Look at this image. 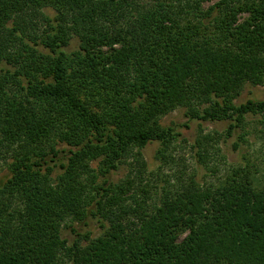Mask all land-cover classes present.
<instances>
[{
	"label": "trees",
	"instance_id": "obj_1",
	"mask_svg": "<svg viewBox=\"0 0 264 264\" xmlns=\"http://www.w3.org/2000/svg\"><path fill=\"white\" fill-rule=\"evenodd\" d=\"M245 82L264 85V0H0V264H264V173L173 170L160 189L141 153L174 164L177 107L227 134L264 114L234 103Z\"/></svg>",
	"mask_w": 264,
	"mask_h": 264
},
{
	"label": "rangeland",
	"instance_id": "obj_2",
	"mask_svg": "<svg viewBox=\"0 0 264 264\" xmlns=\"http://www.w3.org/2000/svg\"><path fill=\"white\" fill-rule=\"evenodd\" d=\"M212 2L203 4L204 8ZM50 14V11H47ZM78 38L73 36L66 52L78 49ZM248 99H264V85H253L245 82L240 94L233 99L235 104L245 102ZM232 120L209 121L188 119L186 108L177 107L160 118L163 126H173L175 128L174 139L168 145L167 153H172L174 164H164L159 160L157 149L158 142H150L141 149L143 160L145 161L144 179L157 180L160 189L166 184V178H173V170H177L179 179L192 174L195 179L202 183H217L228 171L237 166L247 167L255 177L259 178L264 173V114L248 113L245 115L243 124L236 127L230 134L226 133L228 124ZM207 137L203 139V137ZM200 141V145L196 143ZM236 144L237 146H234ZM200 150V151H199ZM199 152H202L198 154ZM9 159L0 161V175L8 173ZM135 160L133 157L126 158L118 168L110 175V181L117 183L128 177H135ZM90 167L97 170L98 161L90 162ZM61 172L56 166L53 168L52 177ZM84 180H86L84 176ZM177 185V184H174ZM133 190L131 195H134ZM159 191V189H158ZM153 192V191H152ZM161 192L154 194V199L158 200ZM87 224H75L77 230L83 234H89L94 238L103 232L96 219H90ZM64 227V226H63ZM63 235L72 238L73 235L68 230H63ZM85 243V242H84Z\"/></svg>",
	"mask_w": 264,
	"mask_h": 264
}]
</instances>
